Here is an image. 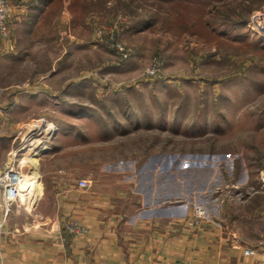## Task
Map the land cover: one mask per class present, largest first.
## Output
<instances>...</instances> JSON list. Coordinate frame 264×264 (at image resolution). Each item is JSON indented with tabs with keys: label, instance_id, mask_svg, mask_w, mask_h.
Instances as JSON below:
<instances>
[{
	"label": "rangeland",
	"instance_id": "rangeland-1",
	"mask_svg": "<svg viewBox=\"0 0 264 264\" xmlns=\"http://www.w3.org/2000/svg\"><path fill=\"white\" fill-rule=\"evenodd\" d=\"M10 1L0 103L28 104L26 184L67 165L129 174L264 240V0Z\"/></svg>",
	"mask_w": 264,
	"mask_h": 264
},
{
	"label": "crops",
	"instance_id": "crops-1",
	"mask_svg": "<svg viewBox=\"0 0 264 264\" xmlns=\"http://www.w3.org/2000/svg\"><path fill=\"white\" fill-rule=\"evenodd\" d=\"M11 87L1 84L0 90H15ZM28 114L18 92L11 93L7 107L0 103V171L18 151L20 134L33 133ZM48 177L50 186L27 197L31 205L13 204L1 238L0 264H264L263 238L251 241L194 217L186 202L155 196L153 188L136 189L129 174L94 175L67 165ZM114 177L119 183L109 184ZM80 178L89 186H78ZM149 180L153 183V177ZM71 220L86 230L70 232L66 224Z\"/></svg>",
	"mask_w": 264,
	"mask_h": 264
},
{
	"label": "built area",
	"instance_id": "built-area-1",
	"mask_svg": "<svg viewBox=\"0 0 264 264\" xmlns=\"http://www.w3.org/2000/svg\"><path fill=\"white\" fill-rule=\"evenodd\" d=\"M11 12V1L0 0V36L7 37L9 29L7 19ZM53 130V129H52ZM20 150V149H19ZM18 151L15 152V154ZM14 154L12 161L8 166L0 171V251H1V238L4 232L7 217L16 201L22 200L21 198V182L24 179V174L21 169L23 157H16ZM80 187H88L89 181L85 178H80L77 181ZM197 216H200L204 210L202 207L195 209ZM67 228L72 233L84 232L86 228L79 224L77 221L71 220L67 222ZM251 248H246L247 252H251Z\"/></svg>",
	"mask_w": 264,
	"mask_h": 264
},
{
	"label": "bare ground",
	"instance_id": "bare-ground-1",
	"mask_svg": "<svg viewBox=\"0 0 264 264\" xmlns=\"http://www.w3.org/2000/svg\"><path fill=\"white\" fill-rule=\"evenodd\" d=\"M46 125V124H45ZM41 126L35 124L34 126V129H40ZM56 126L51 122V123H47L46 125V128H42V129H47V130H52V129H55ZM33 129V128H32ZM47 144L42 142L40 144H37V146H33L32 147V151L27 155V159L26 160L27 162L30 163V166H31V171H35L36 169V165H37V154L38 152L41 150H43V148H47L46 147ZM30 147V144L29 145H25L24 143V148L23 149H28ZM43 151H41L39 153V155L42 153ZM23 158H26V157H23ZM25 161V160H24ZM31 183L32 184H26V179L24 178L21 182V197H23L24 200L27 199V197L31 194V192L35 191L36 188L39 187V183H38V180L36 179H30ZM30 201V200H28Z\"/></svg>",
	"mask_w": 264,
	"mask_h": 264
}]
</instances>
